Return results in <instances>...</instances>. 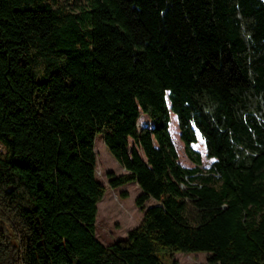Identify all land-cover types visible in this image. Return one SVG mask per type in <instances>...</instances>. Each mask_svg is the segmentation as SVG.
Wrapping results in <instances>:
<instances>
[{"label": "trees", "instance_id": "obj_1", "mask_svg": "<svg viewBox=\"0 0 264 264\" xmlns=\"http://www.w3.org/2000/svg\"><path fill=\"white\" fill-rule=\"evenodd\" d=\"M98 134L143 212L108 246ZM178 253L264 264V0H0V264Z\"/></svg>", "mask_w": 264, "mask_h": 264}, {"label": "rangeland", "instance_id": "obj_2", "mask_svg": "<svg viewBox=\"0 0 264 264\" xmlns=\"http://www.w3.org/2000/svg\"><path fill=\"white\" fill-rule=\"evenodd\" d=\"M172 115L176 117L174 114ZM171 121L172 117L169 124V130L171 136L173 135V138L175 139L172 138L178 152V161L184 167H194L185 154L184 144L180 139L178 122L174 125L173 121L171 124ZM139 123L142 125L147 124L148 120L145 117H141ZM193 148L202 155V162L205 166L208 167L209 163L213 162L206 158V147L201 135ZM95 152L97 154V179L106 188V193L98 204L95 234L96 238L103 245L108 246L120 239H125L129 231L141 224L143 212H141L135 204V200L141 194V190L133 183L127 184L118 189H112L109 186L107 173L113 172L116 175H121L125 173V170L109 152L103 134H98L96 137ZM155 204V200H150L145 206L150 207ZM160 256L167 264H205L209 258V255L205 253H178L174 255L161 254Z\"/></svg>", "mask_w": 264, "mask_h": 264}, {"label": "crops", "instance_id": "obj_3", "mask_svg": "<svg viewBox=\"0 0 264 264\" xmlns=\"http://www.w3.org/2000/svg\"><path fill=\"white\" fill-rule=\"evenodd\" d=\"M199 136H200V134L198 133L197 134V138L199 139ZM204 144H205V142H204ZM194 146V145H193ZM194 165V164H193ZM188 168H192V167H188ZM138 186V185H137Z\"/></svg>", "mask_w": 264, "mask_h": 264}, {"label": "built area", "instance_id": "obj_4", "mask_svg": "<svg viewBox=\"0 0 264 264\" xmlns=\"http://www.w3.org/2000/svg\"><path fill=\"white\" fill-rule=\"evenodd\" d=\"M209 165H211V163H209Z\"/></svg>", "mask_w": 264, "mask_h": 264}]
</instances>
